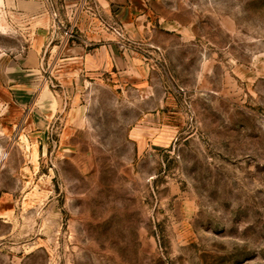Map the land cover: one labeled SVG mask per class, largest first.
<instances>
[{"label": "rangeland", "instance_id": "374dc122", "mask_svg": "<svg viewBox=\"0 0 264 264\" xmlns=\"http://www.w3.org/2000/svg\"><path fill=\"white\" fill-rule=\"evenodd\" d=\"M173 1L186 29L134 42L159 137L138 121L157 100L89 85L36 153L0 88V264H264V0ZM49 2L61 20L81 7ZM1 4L0 53L26 35Z\"/></svg>", "mask_w": 264, "mask_h": 264}, {"label": "crops", "instance_id": "0c3cea01", "mask_svg": "<svg viewBox=\"0 0 264 264\" xmlns=\"http://www.w3.org/2000/svg\"><path fill=\"white\" fill-rule=\"evenodd\" d=\"M49 1L0 0L13 26L26 30L24 41L0 53V88L11 92L17 111L23 114L22 129L31 139L32 150L49 149L47 139L56 125L62 131L59 135L66 137L69 124L81 120L76 106L89 85L128 88L143 100H157L158 110L139 116L138 121L145 124L140 126L145 134L162 135V106L156 99L153 67L134 42H154L158 28L186 29L178 5L173 0H80L79 12L61 20L52 14ZM96 12L124 28L123 43L115 32L98 25ZM67 29L71 34L65 33Z\"/></svg>", "mask_w": 264, "mask_h": 264}, {"label": "built area", "instance_id": "2783aa9c", "mask_svg": "<svg viewBox=\"0 0 264 264\" xmlns=\"http://www.w3.org/2000/svg\"><path fill=\"white\" fill-rule=\"evenodd\" d=\"M114 31L123 38L122 29L120 27L113 28ZM66 34H71V31L69 29L66 30Z\"/></svg>", "mask_w": 264, "mask_h": 264}]
</instances>
